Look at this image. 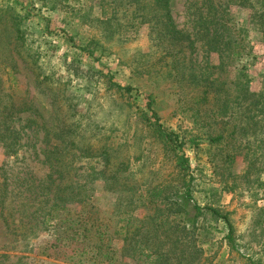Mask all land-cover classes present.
I'll list each match as a JSON object with an SVG mask.
<instances>
[{
	"label": "rangeland",
	"instance_id": "rangeland-1",
	"mask_svg": "<svg viewBox=\"0 0 264 264\" xmlns=\"http://www.w3.org/2000/svg\"><path fill=\"white\" fill-rule=\"evenodd\" d=\"M191 1L195 0L170 3L177 27L193 33L198 27L193 26ZM238 1L229 5V12L246 37L242 54L232 57L228 49L201 48L197 41L184 49L179 68L182 79L176 81L169 76L174 72L169 69L174 68L158 64L163 53L154 45L149 26L126 25L127 13L109 0L103 4L100 0H0V97L33 102L32 107L40 109L46 119L51 118L50 95L57 97L55 105L60 103L64 112L77 109L74 119L92 131L95 142H112L113 160L128 163L125 173L135 177L142 193L155 185L168 191L179 185L171 154L141 118L147 103L151 101L165 128L182 137L193 195L199 205L228 213L234 241L225 237V223L207 210L197 217L196 228L187 222L185 229L179 215L167 211L164 215L174 221L158 237L149 233L142 237L168 254L161 264H264V32L253 17L252 6ZM245 1L253 4L254 11L261 9L260 0ZM111 82L131 90L116 91ZM217 134L222 135L221 141L210 142L208 135ZM6 151L0 143V166L5 163L8 168L14 162L22 172L42 175L46 171L34 158L8 156ZM94 165L97 172L99 164ZM116 197L101 178L95 180L91 214L112 226ZM146 204L142 208L134 203V215L153 211V205ZM82 209L86 214L87 206ZM3 215L0 264H77V258L68 262L71 252L66 247L61 246V251L59 246L51 247L59 238L54 230L32 234L27 226L6 227ZM176 237L185 241L186 253L191 243L200 252L180 259ZM113 238L110 244L117 249L116 260L110 264H136L130 250L139 252V239L128 240L123 259L119 256L122 237ZM74 247L77 255L85 249ZM95 257L89 252L80 258L87 259L86 264H108L103 255Z\"/></svg>",
	"mask_w": 264,
	"mask_h": 264
},
{
	"label": "trees",
	"instance_id": "trees-1",
	"mask_svg": "<svg viewBox=\"0 0 264 264\" xmlns=\"http://www.w3.org/2000/svg\"><path fill=\"white\" fill-rule=\"evenodd\" d=\"M234 2L236 0L191 1L194 7L191 12L195 17L193 26L198 27L192 33L177 27L171 13L170 0H109L114 8H121L127 13L124 21L126 25L146 23L149 26V35L154 45L163 53L158 64L160 67L164 65L174 68L169 69L174 71L169 72V76L176 81L182 79L179 68L184 49L193 47L197 41L201 48L205 45L216 51L228 49L232 57L242 54L246 47V37L232 21L229 5ZM238 2L252 6L253 17L260 22L264 32V0H260L261 9L255 11L250 1ZM100 3L103 4L104 0H100ZM110 86H114L116 91L131 90L130 86H121L115 82H111ZM207 93L206 86L202 91L204 101ZM49 102L51 108L48 109V114L51 118L46 119L40 109L32 107L33 102H19L9 95L0 97V143L6 147L7 155H20L28 160L34 158L46 167V171L39 175L22 172L20 165L13 166L14 162L8 168H5V163L0 166L3 174L0 181V213L4 214L6 227L11 224L27 226L32 234L45 228L54 230L55 237L59 238L55 239V244L52 243L51 247L59 246L60 251L61 246L66 247L71 252L68 262L77 258L74 261L77 264H86L87 259L83 261L80 257L89 252H92L94 259L95 255H103L108 264L116 260L114 255L117 249L110 244L113 237H122L119 253L121 258L124 259L123 252L129 245L128 240L137 237L139 240H136V248L139 252L130 250L132 257H136V264H142L144 260H148V264H161L168 254L158 251L155 243L142 237H149L148 233L150 237H158L161 229L174 221L164 215V212L171 213L173 210L179 215L183 229L187 222L196 228L197 217L203 210L209 211L216 221L222 220L225 223V237L233 243V228L228 213L209 204L201 206L196 201L193 195V177L188 172L189 159L182 150L184 141L177 132L163 126L151 101L141 113V118L171 154L179 185L172 186L169 191L168 188L155 185L144 193L136 186L135 177L125 173L128 163L121 159L119 162L113 160L111 141L95 142L92 131L88 127H81L79 118L74 119L77 109L71 108L64 112L60 103L55 105L57 97L53 95H50ZM208 138L210 142L218 143L222 135H208ZM20 148H24V151L20 152ZM97 156L99 160L90 162L89 158ZM94 163L99 164L97 172L94 171ZM100 178L107 190L117 194L113 212L115 222L112 226L94 217L90 211L94 182ZM147 202L153 205V211H146L140 217L135 216L131 206L137 203L146 208ZM85 206L86 214H82ZM77 208L81 210L73 212ZM191 211L194 213L189 215ZM174 225L178 227L177 224ZM104 237L109 239L104 240ZM174 242L180 259L200 252V248L194 243L190 244V253H186L187 247L183 246L185 241L176 237ZM76 244L85 248L79 255L74 247ZM119 263L125 264L124 261Z\"/></svg>",
	"mask_w": 264,
	"mask_h": 264
}]
</instances>
